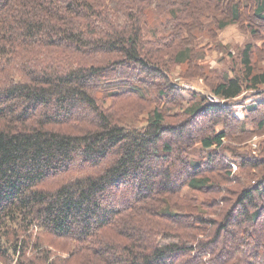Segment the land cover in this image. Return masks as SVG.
I'll return each mask as SVG.
<instances>
[{"label":"trees","instance_id":"1","mask_svg":"<svg viewBox=\"0 0 264 264\" xmlns=\"http://www.w3.org/2000/svg\"><path fill=\"white\" fill-rule=\"evenodd\" d=\"M251 3L263 38L264 0H0V264H264L254 45L221 102L170 75Z\"/></svg>","mask_w":264,"mask_h":264},{"label":"rangeland","instance_id":"2","mask_svg":"<svg viewBox=\"0 0 264 264\" xmlns=\"http://www.w3.org/2000/svg\"><path fill=\"white\" fill-rule=\"evenodd\" d=\"M238 1L241 2V0H224V3H227L230 8H232L234 3ZM252 3L246 5L244 9L242 8L241 11L243 12H241L242 15L239 21L229 23L224 29L216 33L214 39H211L209 37L202 38L199 43H197V47H195L196 50L194 53L196 55L194 60L195 64H189L182 67L176 66L172 70V73L169 72L174 82L180 83V85L184 88V90L180 91V103L182 107H175L177 111H182L183 109L189 107V103L192 99L193 93L201 94L202 96H208L211 101H220L213 95L212 90L213 85L217 82L216 74L219 75L227 71H230V74L238 73L242 69V51L248 44L254 45L252 51V60L255 68L257 70L264 69V34L262 36L263 38L256 37L255 35H253L251 30L252 28H254V25H247V22H250L249 14L250 12L252 13V10L254 9V4ZM214 6V3L205 4L200 7V10L212 9ZM211 11L212 10H209L208 12ZM198 13L202 14L200 12ZM205 15L208 16V14ZM212 69L217 70H214V72H210V70ZM235 104L236 101H233L232 107H234ZM235 108L238 111L239 116H244V109L236 106ZM177 121L178 119L176 121L173 120L172 122ZM245 121L247 122V125L251 124L248 120ZM222 127L223 125L219 124L217 126V129L221 130ZM226 143H228V145H231L232 147L237 148L239 153L247 152L261 154L262 151L263 153L261 156H263L264 129L254 136H243V138H241L240 140H236V142L227 141ZM227 150L229 151V149ZM231 162L235 166V173H238L237 164H235L234 161ZM68 179V175H63L59 179H53L46 182L44 186L48 188H55L57 187L58 183L62 184ZM221 187H223L221 189L230 188L234 191L237 189L235 185L229 183L223 184V186ZM221 194L227 196V193L224 191ZM228 196L231 198L232 194H228Z\"/></svg>","mask_w":264,"mask_h":264}]
</instances>
